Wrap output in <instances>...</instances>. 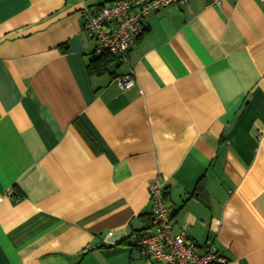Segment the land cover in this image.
I'll return each mask as SVG.
<instances>
[{
    "label": "crops",
    "instance_id": "crops-1",
    "mask_svg": "<svg viewBox=\"0 0 264 264\" xmlns=\"http://www.w3.org/2000/svg\"><path fill=\"white\" fill-rule=\"evenodd\" d=\"M110 2L0 0V264H146L156 174L174 233L264 264V5L152 10L98 74L82 11Z\"/></svg>",
    "mask_w": 264,
    "mask_h": 264
},
{
    "label": "built area",
    "instance_id": "built-area-1",
    "mask_svg": "<svg viewBox=\"0 0 264 264\" xmlns=\"http://www.w3.org/2000/svg\"><path fill=\"white\" fill-rule=\"evenodd\" d=\"M225 0H210L220 6ZM188 0H112L93 8L84 7V30L95 41V57L109 55L121 62L129 58L130 50L145 30L149 12L172 4H186ZM264 5V0H261ZM114 82L127 90L136 85L134 71L117 76ZM166 179L156 174L149 181L152 202L153 232H143L136 242L146 264H219L225 262L213 243L204 250L185 231L174 233L171 212L166 203ZM10 193V192H9Z\"/></svg>",
    "mask_w": 264,
    "mask_h": 264
},
{
    "label": "trees",
    "instance_id": "trees-1",
    "mask_svg": "<svg viewBox=\"0 0 264 264\" xmlns=\"http://www.w3.org/2000/svg\"><path fill=\"white\" fill-rule=\"evenodd\" d=\"M110 58V59H109ZM113 58L109 55H104L101 57H95L94 60L91 62L90 69L94 73H102L107 70L106 64L112 60ZM88 140L92 142V138L87 134L86 135ZM152 219V218H151Z\"/></svg>",
    "mask_w": 264,
    "mask_h": 264
}]
</instances>
